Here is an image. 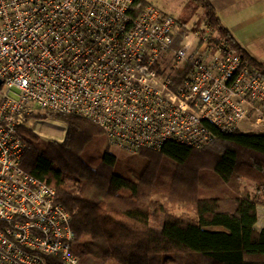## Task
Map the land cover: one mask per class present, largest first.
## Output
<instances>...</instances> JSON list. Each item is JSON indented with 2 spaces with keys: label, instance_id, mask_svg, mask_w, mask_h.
Segmentation results:
<instances>
[{
  "label": "built area",
  "instance_id": "2783aa9c",
  "mask_svg": "<svg viewBox=\"0 0 264 264\" xmlns=\"http://www.w3.org/2000/svg\"><path fill=\"white\" fill-rule=\"evenodd\" d=\"M135 0H0V264H78L72 217L23 167L43 114L97 124L125 153L193 148L264 122V77L210 24L190 32ZM185 71L175 85L173 75ZM253 119H255L253 122Z\"/></svg>",
  "mask_w": 264,
  "mask_h": 264
},
{
  "label": "trees",
  "instance_id": "16d2710c",
  "mask_svg": "<svg viewBox=\"0 0 264 264\" xmlns=\"http://www.w3.org/2000/svg\"><path fill=\"white\" fill-rule=\"evenodd\" d=\"M191 1L214 31L209 44L224 41L264 77V66L224 26L210 0ZM148 5L135 0L134 13ZM184 74L175 72V85ZM40 116L63 122L67 135L45 142L21 128L28 144L23 167L53 186L70 212L78 264H264V223L257 226L264 208V131L214 130L215 140L200 149L167 142L158 151L119 157L90 120Z\"/></svg>",
  "mask_w": 264,
  "mask_h": 264
},
{
  "label": "rangeland",
  "instance_id": "374dc122",
  "mask_svg": "<svg viewBox=\"0 0 264 264\" xmlns=\"http://www.w3.org/2000/svg\"><path fill=\"white\" fill-rule=\"evenodd\" d=\"M150 2V0H147ZM152 1V0H151ZM158 7L162 8L164 12L175 17L183 27L190 31H196L201 28L205 22V11L202 7L198 6L191 0H153ZM152 4V2H150ZM47 114V113H46ZM255 119H253V122ZM33 132L41 139V141H57L63 142L67 135L66 125L55 118L54 116L49 117H39L34 118L31 123V128ZM241 130L243 132L255 131L260 132L264 131V122L255 123L251 125L249 122H245ZM111 151L117 154L119 157L129 155V153H124L123 151L111 147ZM168 162V163H165ZM163 165H170V161H165ZM244 185L249 188L252 192L254 191V184L248 180L243 181ZM183 211L181 207L175 208L174 212L179 214ZM264 223V208L259 209V220L257 223L258 227H262ZM218 229V228H214Z\"/></svg>",
  "mask_w": 264,
  "mask_h": 264
},
{
  "label": "crops",
  "instance_id": "0c3cea01",
  "mask_svg": "<svg viewBox=\"0 0 264 264\" xmlns=\"http://www.w3.org/2000/svg\"><path fill=\"white\" fill-rule=\"evenodd\" d=\"M150 2L151 5L158 7L153 0ZM210 2L224 26L241 46L264 66V0H210Z\"/></svg>",
  "mask_w": 264,
  "mask_h": 264
}]
</instances>
